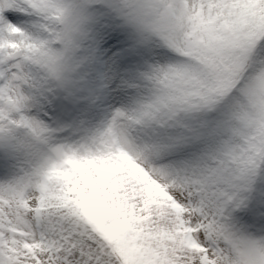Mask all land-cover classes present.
Returning <instances> with one entry per match:
<instances>
[{"label": "snow or ice", "instance_id": "snow-or-ice-1", "mask_svg": "<svg viewBox=\"0 0 264 264\" xmlns=\"http://www.w3.org/2000/svg\"><path fill=\"white\" fill-rule=\"evenodd\" d=\"M0 264H264V0H0Z\"/></svg>", "mask_w": 264, "mask_h": 264}]
</instances>
